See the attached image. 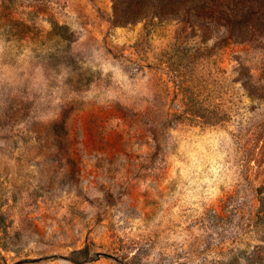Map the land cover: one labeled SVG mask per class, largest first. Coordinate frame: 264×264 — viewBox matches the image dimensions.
Instances as JSON below:
<instances>
[{
	"label": "rangeland",
	"instance_id": "374dc122",
	"mask_svg": "<svg viewBox=\"0 0 264 264\" xmlns=\"http://www.w3.org/2000/svg\"><path fill=\"white\" fill-rule=\"evenodd\" d=\"M113 5L0 0V264H264V36Z\"/></svg>",
	"mask_w": 264,
	"mask_h": 264
},
{
	"label": "trees",
	"instance_id": "16d2710c",
	"mask_svg": "<svg viewBox=\"0 0 264 264\" xmlns=\"http://www.w3.org/2000/svg\"><path fill=\"white\" fill-rule=\"evenodd\" d=\"M201 2L215 30H241L234 41L248 42L264 36V0H114L116 24H133L152 15L162 20L199 16Z\"/></svg>",
	"mask_w": 264,
	"mask_h": 264
}]
</instances>
